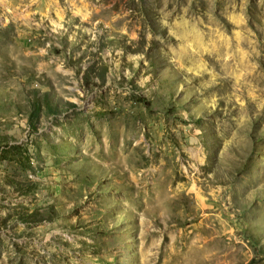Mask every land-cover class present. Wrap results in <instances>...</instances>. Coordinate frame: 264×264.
Returning a JSON list of instances; mask_svg holds the SVG:
<instances>
[{
    "label": "rangeland",
    "instance_id": "obj_1",
    "mask_svg": "<svg viewBox=\"0 0 264 264\" xmlns=\"http://www.w3.org/2000/svg\"><path fill=\"white\" fill-rule=\"evenodd\" d=\"M0 264H264V0H0Z\"/></svg>",
    "mask_w": 264,
    "mask_h": 264
}]
</instances>
